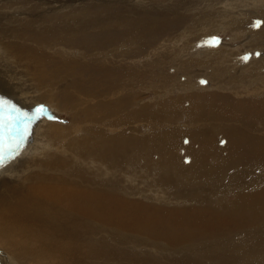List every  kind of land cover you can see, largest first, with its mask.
Instances as JSON below:
<instances>
[{"label":"rangeland","instance_id":"374dc122","mask_svg":"<svg viewBox=\"0 0 264 264\" xmlns=\"http://www.w3.org/2000/svg\"><path fill=\"white\" fill-rule=\"evenodd\" d=\"M0 20V175L42 136L64 165L54 210L12 207L0 264H264V0H0Z\"/></svg>","mask_w":264,"mask_h":264},{"label":"bare ground","instance_id":"6f19581e","mask_svg":"<svg viewBox=\"0 0 264 264\" xmlns=\"http://www.w3.org/2000/svg\"><path fill=\"white\" fill-rule=\"evenodd\" d=\"M43 2H45L44 0H42ZM254 3V2H253ZM260 3V2H259ZM247 7V6H246ZM261 10V9H259ZM35 12V11H34ZM42 13V12H41ZM35 14V13H34ZM37 14V12H36ZM32 15V14H30ZM39 15H41L39 13ZM36 17V15L34 16ZM41 18L42 16H38ZM37 18V17H36ZM42 19V18H41ZM1 21V20H0ZM2 22V21H1ZM41 26V25H40ZM39 31L41 32L40 28ZM8 34V33H7ZM40 38V37H39ZM43 39V38H42ZM168 44H170L168 42ZM42 45V44H41ZM172 45V44H170ZM44 47V45H43ZM202 54V53H201ZM219 54V53H218ZM48 56V55H47ZM2 57V56H1ZM263 57V56H262ZM261 58V57H260ZM22 61V60H21ZM254 61V59H252V62ZM5 62V61H4ZM3 62V63H4ZM251 62V64H252ZM1 63V61H0ZM14 64V63H12ZM19 64V63H18ZM23 64V63H22ZM7 65V64H6ZM16 65V64H15ZM14 65V66H15ZM4 66V64L2 65ZM10 66V65H9ZM9 66H4L6 68H4V72H5V76L8 77L9 79H11L12 81L16 78L19 77V74H22L21 72L17 73V71L14 69L13 66L9 67ZM18 67V66H16ZM229 69V67H228ZM263 70V69H262ZM21 71V70H18ZM260 72V70H259ZM24 74V73H23ZM22 74V75H23ZM18 75V77L16 76ZM21 75V77H22ZM28 75V74H27ZM191 75V74H190ZM230 76V75H229ZM237 76V75H236ZM20 77V78H21ZM32 77V76H31ZM220 77V76H219ZM222 77V76H221ZM225 78V77H224ZM8 79V80H9ZM25 78H23L24 80ZM31 79V78H29ZM28 79V80H29ZM262 79H264V74L262 75ZM1 80V79H0ZM212 80V79H211ZM20 81V80H18ZM31 81V80H30ZM252 81V80H251ZM222 82V81H221ZM11 83V82H10ZM15 83L17 84V88L13 89L14 92H22V90L24 91L25 89L23 88L21 82L17 83L15 81ZM14 83V85H15ZM24 83H27L24 82ZM31 83V82H30ZM224 83V82H223ZM2 84V83H1ZM4 85V84H3ZM1 85V86H3ZM9 85V84H7ZM28 85L30 86L29 82ZM27 85V86H28ZM35 86V84H33ZM215 85V84H214ZM0 86V94H4L3 91H5L4 89H2V87ZM5 86V85H4ZM16 86V85H15ZM24 86L26 88V90L28 91V87ZM7 87V86H6ZM12 89V88H10ZM30 89V88H29ZM35 91V90H34ZM263 91V90H262ZM37 92V91H36ZM7 93H9L7 91ZM251 93V89L248 88H240L239 92L237 93V95L239 94L241 97L243 96H250ZM17 94V93H16ZM33 94V93H32ZM31 96V95H30ZM46 96V95H45ZM48 96V95H47ZM264 99V95H261ZM39 98V97H38ZM37 98V99H38ZM3 99V98H2ZM35 99V98H34ZM33 99V100H34ZM36 99V100H37ZM46 99V98H45ZM17 101V100H16ZM47 101V100H46ZM18 103V102H17ZM88 103V102H86ZM32 104V103H31ZM37 104V103H36ZM77 104V102H76ZM80 104V103H79ZM90 104V103H89ZM13 109L15 110V113L11 114V116L16 117L17 114H23L24 112H27L26 115L29 114V118H31L32 112L30 111V109H25L23 110L22 108H20L17 105H12ZM84 105H82L83 107ZM18 109H17V108ZM78 107V106H76ZM80 107V106H79ZM12 108V107H11ZM52 109V108H51ZM55 109V108H54ZM86 109V108H85ZM11 110V111H12ZM88 110V109H87ZM29 112V113H28ZM55 112V111H54ZM58 113V112H57ZM6 114V113H5ZM16 115V116H15ZM8 117V116H7ZM19 121V120H18ZM45 123V121H42ZM50 123H48L49 125ZM40 125V124H39ZM30 128V127H29ZM45 130L47 131L48 135H53L51 137L56 138L57 135V131H55V129H57V127H55L53 124H50L49 126L44 127ZM41 129L42 130H44ZM67 128V127H66ZM63 129V128H62ZM71 130V129H70ZM62 131V130H61ZM45 132V131H43ZM22 133V132H21ZM40 133V130L37 132V134ZM65 133V131L63 132ZM69 135V134H68ZM39 136V135H37ZM41 136V133H40ZM39 136V137H40ZM45 136L46 133H45ZM74 136V134H73ZM72 136V137H73ZM16 137V136H15ZM44 138V136H42V139ZM53 138V139H54ZM42 139H38L37 141L39 143L33 142L32 146H29L27 149L30 153H28V156L26 157L25 161L22 159L20 162L18 161L16 163V165L13 168L9 167V177L11 179L4 180L3 176L0 175V178L2 179V181H0V243L3 242L4 240V230L6 231H11L12 229H14V225L16 224L14 222L13 219H11L10 217V213H14L16 212L15 209H12V207L15 206H20L21 209H19L18 211L20 212H25V211H29L30 213H33L35 216H37L36 213V207H40L41 204H43L44 206L49 207L50 210H54L56 208L55 204L58 203L59 199L57 197V195L59 194L57 192V190L55 189V186L51 185L52 182V178H51V171L52 170H61L63 168V163L57 159V158H51L50 155L51 151H52V144L49 143H44L45 141H42ZM52 139V138H50ZM70 139V138H69ZM54 140H58V139H54ZM71 140V139H70ZM69 140V141H70ZM33 141V140H31ZM35 141V139H34ZM51 141V140H50ZM18 142V141H17ZM48 142V141H46ZM59 142V141H57ZM63 142V141H62ZM19 143V142H18ZM21 143V142H20ZM19 143V144H20ZM60 143V142H59ZM28 144V143H27ZM26 144V146H27ZM30 144V143H29ZM55 144V143H54ZM62 145V144H61ZM7 146V145H6ZM60 146V144L57 146V148ZM14 147V146H13ZM61 147V146H60ZM19 149V148H18ZM13 150V149H12ZM24 152V151H23ZM21 153V152H20ZM2 154V153H1ZM6 156V155H5ZM53 157H55L54 155H52ZM12 159V158H11ZM10 159V160H11ZM2 155H0V173H2L5 169V166L3 165L2 162ZM12 162V161H11ZM15 163V162H14ZM5 164V163H4ZM6 174V172H5ZM0 179V180H1ZM59 179V178H58ZM58 182V180L56 181V183ZM77 193V191H73V190H68V192L66 193L65 197H73L75 196ZM81 193V191H78V194ZM243 200H245V198H240L238 201L239 202H243ZM45 201H49L51 203H47ZM233 201L236 202V200L233 199ZM52 204V205H51ZM79 211V210H78ZM79 213V212H78ZM82 213V212H81ZM142 217V216H141ZM145 218V217H142ZM120 223L123 225H127V226H132L130 224H128L126 221L122 220V217H120ZM138 225V224H137ZM15 233V232H14ZM13 235V234H12ZM27 239V237H25V240ZM4 244L9 247V248H16L17 251H19L21 248L20 247H15L12 243H8V240H4ZM16 252V251H15ZM14 252V253H15ZM12 253V252H11Z\"/></svg>","mask_w":264,"mask_h":264},{"label":"water","instance_id":"95a60500","mask_svg":"<svg viewBox=\"0 0 264 264\" xmlns=\"http://www.w3.org/2000/svg\"><path fill=\"white\" fill-rule=\"evenodd\" d=\"M215 41H216V39H215ZM219 42V41H218Z\"/></svg>","mask_w":264,"mask_h":264}]
</instances>
